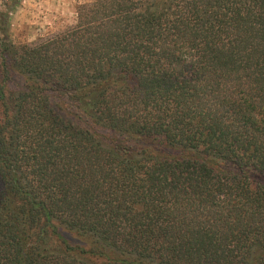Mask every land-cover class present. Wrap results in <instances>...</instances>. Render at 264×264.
<instances>
[{"label":"trees","instance_id":"1","mask_svg":"<svg viewBox=\"0 0 264 264\" xmlns=\"http://www.w3.org/2000/svg\"><path fill=\"white\" fill-rule=\"evenodd\" d=\"M0 10V264H264V0H94L17 46Z\"/></svg>","mask_w":264,"mask_h":264},{"label":"rangeland","instance_id":"2","mask_svg":"<svg viewBox=\"0 0 264 264\" xmlns=\"http://www.w3.org/2000/svg\"><path fill=\"white\" fill-rule=\"evenodd\" d=\"M94 0H17L9 17V37L17 46L34 45L58 35L77 23L80 6ZM0 0V10L3 3Z\"/></svg>","mask_w":264,"mask_h":264}]
</instances>
